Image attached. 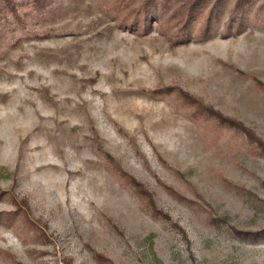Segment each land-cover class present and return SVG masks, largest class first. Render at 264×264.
Listing matches in <instances>:
<instances>
[{"label": "rangeland", "instance_id": "rangeland-1", "mask_svg": "<svg viewBox=\"0 0 264 264\" xmlns=\"http://www.w3.org/2000/svg\"><path fill=\"white\" fill-rule=\"evenodd\" d=\"M261 141L264 0H0V264H264Z\"/></svg>", "mask_w": 264, "mask_h": 264}, {"label": "trees", "instance_id": "trees-1", "mask_svg": "<svg viewBox=\"0 0 264 264\" xmlns=\"http://www.w3.org/2000/svg\"><path fill=\"white\" fill-rule=\"evenodd\" d=\"M237 8H239V7H237ZM249 138L250 139H252V136H250L249 135ZM254 138L256 139V137L254 136ZM257 140H259L258 138H257ZM260 141V140H259ZM262 142V141H261ZM258 143V142H257ZM262 143H264V142H262ZM260 144V148L262 149V150H264V145L263 144H261V143H259ZM260 153H263V152H260ZM44 234V233H43ZM238 234H240V233H238ZM246 236H249L250 234H245Z\"/></svg>", "mask_w": 264, "mask_h": 264}]
</instances>
